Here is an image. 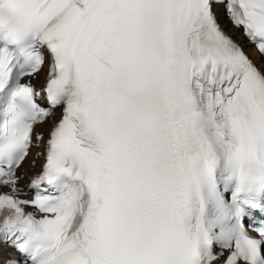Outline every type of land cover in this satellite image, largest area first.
Returning a JSON list of instances; mask_svg holds the SVG:
<instances>
[{
    "label": "snow or ice",
    "instance_id": "obj_1",
    "mask_svg": "<svg viewBox=\"0 0 264 264\" xmlns=\"http://www.w3.org/2000/svg\"><path fill=\"white\" fill-rule=\"evenodd\" d=\"M0 264H264V0H0Z\"/></svg>",
    "mask_w": 264,
    "mask_h": 264
}]
</instances>
